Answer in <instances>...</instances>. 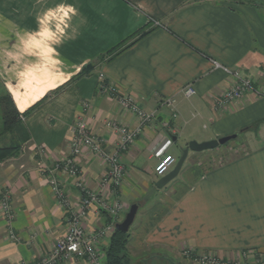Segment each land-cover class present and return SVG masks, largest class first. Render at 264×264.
I'll use <instances>...</instances> for the list:
<instances>
[{
  "label": "crops",
  "instance_id": "0c3cea01",
  "mask_svg": "<svg viewBox=\"0 0 264 264\" xmlns=\"http://www.w3.org/2000/svg\"><path fill=\"white\" fill-rule=\"evenodd\" d=\"M141 28L149 32L101 59ZM215 64L240 71L258 93L216 105L215 97L235 79ZM100 74L155 116L122 151L123 179L113 197L106 194L123 204V212L111 219L92 206L83 220L85 232L115 225L137 204L128 240L136 256L155 250L170 258L191 249L229 261L254 254L264 263V121L247 128L264 118V0H0V99L8 94L22 113L49 96L19 118L28 135L24 152L0 162V193L9 197L17 237H8L0 212V264L38 260L65 234L64 212L44 167L69 154L77 118L107 149L118 140L110 121L137 124L135 115L98 91ZM188 85L194 93L186 97L182 90ZM169 97L173 110L162 104ZM232 133H242L246 152L211 166L199 158L215 150L189 151L177 176L162 188L155 185L161 176L154 173V146L170 138L166 153L177 161L190 140ZM14 135L15 128L4 130L0 108L3 145ZM75 162L86 187L98 190L104 164L89 152ZM59 176L76 206L80 194L73 179ZM112 232L98 240L100 254ZM56 264L91 263L69 257Z\"/></svg>",
  "mask_w": 264,
  "mask_h": 264
},
{
  "label": "built area",
  "instance_id": "2783aa9c",
  "mask_svg": "<svg viewBox=\"0 0 264 264\" xmlns=\"http://www.w3.org/2000/svg\"><path fill=\"white\" fill-rule=\"evenodd\" d=\"M155 24L157 25L158 23L156 22ZM215 66L222 68L225 73L235 79V83L232 86L215 97L216 105L225 106L240 99L247 92H256L251 80L240 71L229 69L218 64H215ZM97 89L100 93H106L113 97L123 109L135 115L137 124L129 128L116 121H110L107 125L118 133V140L111 149H107L104 147L103 141L89 131L85 120L77 118L72 125L73 136L69 142V154L55 161L51 166L44 167V175L51 188L54 199L64 212L67 227L66 232L56 240L53 247L40 259L22 264H56L59 260L69 257L83 258L91 264H103L96 244L100 238L113 231L115 225L113 222H110L105 227L97 229L94 233L87 234L83 228V220L94 205L99 210L106 212L111 219L117 218L123 212V204L116 199L110 200L106 194L110 193L113 197L117 186L123 179L124 166L121 162L122 151L134 142L146 125L154 121L155 111L142 109L132 96L121 92L116 86L107 83L102 74H100ZM182 93L184 96L189 97L194 93V88L188 85L182 90ZM162 104L173 110L175 100L169 97L162 100ZM172 116L175 117L176 114L173 112ZM171 144V139L166 138L162 143L154 146L152 149V155L157 159L154 167L156 176L165 175L176 163V158L166 153ZM83 152H89L104 164L105 170L100 179V187L98 190L93 191L86 187L81 170L75 162V158ZM59 174L63 176L67 175L73 179L74 186L80 194L76 206L71 203L67 191L62 187V180ZM0 212L9 232L8 237L11 240H17L16 235L11 230V224L15 215L6 192L0 193ZM182 253L200 264H253L249 262L245 254H243L241 259L230 262L208 252L186 249Z\"/></svg>",
  "mask_w": 264,
  "mask_h": 264
},
{
  "label": "trees",
  "instance_id": "16d2710c",
  "mask_svg": "<svg viewBox=\"0 0 264 264\" xmlns=\"http://www.w3.org/2000/svg\"><path fill=\"white\" fill-rule=\"evenodd\" d=\"M148 32L149 30L147 28H141L137 30L136 32L131 34L127 39L123 40L121 43H119L115 47L108 50L105 53V55L101 57V59L116 55L117 53L126 49L128 46L132 45L136 40L146 35ZM89 65L90 64L83 66L76 76L81 75L84 72L85 68ZM63 88H64V85L55 89L53 92H51V94L55 95L58 92H60ZM48 97H49L48 95H45L41 100H39L38 102L30 106L24 112L19 113L16 110L8 94L1 96L0 108H1V115H2V120H3L4 130L15 128V135H14V139L10 143L0 146V162L7 158L15 156L19 152L21 144H24L28 140L27 133L24 132L21 128H19V125H18L19 118L21 116H27L29 113H31L41 104H43L48 99ZM263 121H264V118L259 119L247 128L257 129L259 124H261ZM128 240H129V230L127 232H121V231L114 229L110 236L108 245L103 250V253H104L103 264H144L143 258L139 260L134 259L129 254ZM156 255H154L156 258L167 261L166 259L157 257ZM149 257L150 256H148V258Z\"/></svg>",
  "mask_w": 264,
  "mask_h": 264
},
{
  "label": "rangeland",
  "instance_id": "374dc122",
  "mask_svg": "<svg viewBox=\"0 0 264 264\" xmlns=\"http://www.w3.org/2000/svg\"><path fill=\"white\" fill-rule=\"evenodd\" d=\"M0 91H1V88H0ZM241 137H242V133L237 134V136L235 138L230 139L229 141H227L224 144L218 145L214 149H210L211 151L215 150V153L212 152V154L210 156H208V158H205V159L199 158V160H201V162H203V163H207V164L213 166V165L217 164L218 162H223V161H226L228 159H232L235 156H238L239 154L246 152L247 146ZM3 140H4L3 138H0V146H2L4 144V143H2ZM25 144H21L20 150L15 156H19L21 153L24 152L21 150H22V147L25 146ZM230 145L231 146L233 145L231 149L229 148ZM176 156L179 157L180 152H178ZM178 157H177V159H178ZM128 251H129V254L134 259L139 260V259L143 258L144 264H169L170 263L169 261H168L169 262L168 263L167 261L160 260V259L156 258L154 256L157 254V252L155 250H148V251H145L143 254L137 255V256H136L135 252L132 251L131 249H129ZM100 256H101L102 260L104 261V253L103 252L100 254ZM148 256H150V257L148 258ZM156 256L159 257V255H156ZM248 256H250L248 259L249 262L254 264V262L256 260H258L256 264H263L261 256L256 257L254 254H252V255L249 254ZM252 256H254V257H252ZM170 259L176 264H200L197 261L193 260L191 257H187L186 255H183V253L180 256L174 255V256L170 257ZM230 262H232V261H230Z\"/></svg>",
  "mask_w": 264,
  "mask_h": 264
},
{
  "label": "water",
  "instance_id": "95a60500",
  "mask_svg": "<svg viewBox=\"0 0 264 264\" xmlns=\"http://www.w3.org/2000/svg\"><path fill=\"white\" fill-rule=\"evenodd\" d=\"M237 136V133H232L230 135H226L223 137H219L217 139H212L208 141H202V142H197L196 140H190L187 143V146L181 150V154L178 157L175 165L173 168L167 172L165 175L161 176L155 185L158 188H162L164 185H166L168 182H170L173 178L177 176V174L180 171V168L186 159L188 152H200V151H205V150H210L216 148L220 144H224L230 139H233ZM137 204H131L130 207L128 208V211L125 213L124 218L122 221L118 222L115 224L114 228L118 231L121 232H127L132 225L136 212H137ZM160 258H164L167 261L170 262V264H176L174 263L170 258L163 257L159 255Z\"/></svg>",
  "mask_w": 264,
  "mask_h": 264
}]
</instances>
